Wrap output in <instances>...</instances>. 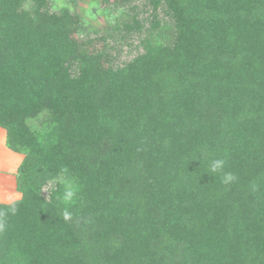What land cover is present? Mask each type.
<instances>
[{"label":"trees","instance_id":"1","mask_svg":"<svg viewBox=\"0 0 264 264\" xmlns=\"http://www.w3.org/2000/svg\"><path fill=\"white\" fill-rule=\"evenodd\" d=\"M60 1L0 0V264H264V0Z\"/></svg>","mask_w":264,"mask_h":264},{"label":"rangeland","instance_id":"2","mask_svg":"<svg viewBox=\"0 0 264 264\" xmlns=\"http://www.w3.org/2000/svg\"><path fill=\"white\" fill-rule=\"evenodd\" d=\"M77 0H61L58 6L69 7ZM77 8L81 10L84 19L92 25L105 31L109 19H106L102 6L90 0H78ZM58 8V7H55ZM23 156L10 151L5 146V132L0 128V203L9 204L18 200L21 195L16 189L18 167Z\"/></svg>","mask_w":264,"mask_h":264},{"label":"clouds","instance_id":"3","mask_svg":"<svg viewBox=\"0 0 264 264\" xmlns=\"http://www.w3.org/2000/svg\"><path fill=\"white\" fill-rule=\"evenodd\" d=\"M224 162L222 160H216L212 163V171H216L217 169H220L223 167ZM234 177L230 173H226L223 177L224 183H229L232 181ZM2 227V225H0Z\"/></svg>","mask_w":264,"mask_h":264}]
</instances>
